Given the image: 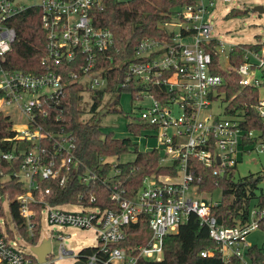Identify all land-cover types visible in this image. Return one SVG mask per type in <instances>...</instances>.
I'll return each instance as SVG.
<instances>
[{
    "label": "built area",
    "instance_id": "obj_1",
    "mask_svg": "<svg viewBox=\"0 0 264 264\" xmlns=\"http://www.w3.org/2000/svg\"><path fill=\"white\" fill-rule=\"evenodd\" d=\"M101 1L31 0L29 4H21L17 0H0V109L10 117L12 114L17 117L20 123H15V127L14 122L12 124L16 137L30 142L19 151L0 154L7 161L20 159L18 168L11 172L24 188L15 196L20 216L17 231L22 234L21 228L31 243L38 216L40 235L31 243L37 245L43 237L51 238L49 230L41 233L42 221L47 222L51 232L53 225L91 229L97 237L94 251L83 254L79 250L74 254L60 244L57 257L71 255L73 264L77 261L135 264L139 258L160 260L165 236L175 232L192 212L207 226L210 238L216 243L214 249L201 250L202 256L217 252L224 260L235 256L242 264H254L247 255L250 244L245 238L264 217V207L253 206L249 211L251 220L248 213L243 223L226 226L211 213L218 200L207 203L194 197L202 176L196 173L190 158L211 168L213 174L223 176L235 169L243 155L254 149L264 150V128L243 127L244 108L229 106L224 91L219 90L224 79L213 72V57L216 56L218 66L236 72L240 86L256 89L257 94L247 105L264 123V96H261L264 42L246 47L241 61L233 65L229 52L234 44L226 50L223 42L210 35L212 25L206 19V12L215 0L185 3L176 17L160 24L166 36L139 40L127 61L122 81L124 86L133 85L132 96L148 97L149 103L140 109L137 121L147 127L143 137H156L153 148L158 150L159 163L173 166L174 173L147 174L134 194L126 196L115 189L114 167L111 168L105 178L113 183L110 198L116 203L114 207L91 204L94 195L88 197L87 204L69 202L85 207L82 211L65 210L62 205L66 203L54 204L47 199L50 187L42 189L41 180H55L62 185L67 173L74 169H80L79 179L84 183L98 179L97 172L83 166L77 156L71 133L43 130L39 117L47 116L52 106L59 103L65 85L61 73L50 69V64L76 60L80 52L79 57L84 59L79 64L81 73L71 71L70 78L89 89L106 86L105 71L109 65H98L107 57L99 53L112 45L113 37L109 30L94 26L89 15L90 7ZM29 6L39 7L45 31V55L41 63L46 64V68L39 73L12 69L5 64L6 54L16 37L11 18ZM222 100L226 102L221 109L223 117L212 110V105ZM164 159L168 162L164 163ZM4 201L7 203L0 195V264H45L51 251L44 262H39L35 254L21 250L31 245L15 239L14 230L4 216ZM138 220L145 221L147 238L144 240L139 231L136 237L127 239L129 225Z\"/></svg>",
    "mask_w": 264,
    "mask_h": 264
},
{
    "label": "trees",
    "instance_id": "obj_2",
    "mask_svg": "<svg viewBox=\"0 0 264 264\" xmlns=\"http://www.w3.org/2000/svg\"><path fill=\"white\" fill-rule=\"evenodd\" d=\"M195 0H102L90 7L89 15L92 24L107 29L113 37L112 45L100 56L99 64L109 65L105 71L107 79L104 88L89 89L88 86L70 78L71 71L78 75L81 73L80 62L84 59L77 52L76 60L60 62L51 65L50 69L61 73L65 82L63 93L59 96L57 105H53L45 117L40 118L43 130L53 132H70L75 143V152L81 159L83 166L95 170L98 179L84 183L79 179L80 169H74L67 173L64 184L58 181L44 179L40 181L41 188L50 187L47 199L54 204L69 202L85 203L90 195L95 196L91 202L100 207H114L116 203L110 198V189L113 184L105 177L114 167L112 179L115 181V189L126 196H132L141 185L145 175L155 173L173 174L174 167L159 163V153L156 148L139 150L129 137L115 136L113 131H105L101 128L100 113L97 108L105 99V112L118 111L117 104L120 95L124 91H133V85H122L127 71V61L133 55L137 42L151 36H166V32L160 24L176 17V13L185 3ZM234 11L232 8L227 14ZM11 24L15 27L16 37L10 50L6 54L5 64L12 69H20L26 72L39 73L45 70L46 64L41 63L45 55V31L41 21V11L37 6H29L21 10L11 18ZM259 41L253 43H237L230 50V62L237 65L241 61V54L248 46H258ZM218 59L213 57V72L220 74L224 82L219 86L223 90L229 106L241 105L245 112L243 127L264 128V123L248 109V103L253 101L257 90L238 84V75L234 70L226 71L218 66ZM89 91V103L83 102L84 92ZM106 98H104V96ZM85 105H88L87 107ZM237 106V107H238ZM89 112L85 119L83 114ZM123 113V112H122ZM124 115H126L124 113ZM12 120L8 114L0 110V154L11 150L19 151L30 143L26 139L16 137V130L12 127ZM127 126L133 134L147 129L141 122L133 124L127 122ZM133 147L134 159L124 162L103 161L107 156H118ZM20 159L7 161L0 157V195L7 200L13 222L17 225L20 219L18 204L15 196L23 192L24 188L11 172L18 168ZM196 173L202 176L198 189L213 190L221 188V197L218 204L212 207L211 213L218 222L226 226L241 224L248 218L250 205L264 207V188L255 195L258 177L250 176L234 179V168L228 175L217 176L211 168L205 167L200 161L190 158ZM87 204V202L85 203ZM258 226L264 229V217ZM147 230L144 220L129 225L127 239L136 237V233ZM23 235L25 232L20 228ZM40 235V218H35L34 236L31 243H35ZM123 244V243H122ZM216 243L210 238L208 228L201 224L198 216L189 213L175 232L169 233L164 238L163 255L160 260L139 258L135 264H242L240 260L231 256L228 260L222 259L217 252L202 256L203 249H214ZM94 251V246L80 249L83 254ZM247 255L254 264H264V245L258 247L250 245Z\"/></svg>",
    "mask_w": 264,
    "mask_h": 264
},
{
    "label": "rangeland",
    "instance_id": "obj_3",
    "mask_svg": "<svg viewBox=\"0 0 264 264\" xmlns=\"http://www.w3.org/2000/svg\"><path fill=\"white\" fill-rule=\"evenodd\" d=\"M17 1L21 4H29L31 2V0ZM197 1L200 2V0ZM203 1L205 3L207 2V0ZM232 8H234V11L227 14ZM206 19L212 25L210 35L223 42L226 50L229 49L230 45L237 43L264 42V0H215L207 7ZM83 94V102L88 101L89 103V94ZM106 96L107 95H105L104 98H106ZM261 96H264V89L261 90ZM105 102L106 100L104 99L97 108V112L100 113V124L103 130H111L114 135L118 137H129L139 150H147L156 145L155 136H150L148 138L145 136L143 137V135H145V129L138 132V134H133L127 126V122H132L133 124L139 123L136 116H138L137 114L140 109L149 103L148 97L143 96L140 99L136 96H132L130 91H124L118 100V111L113 112H105ZM225 103L226 102L222 100V102L217 105L213 104V112L223 117L221 109ZM85 106L87 107L88 105ZM4 113L7 114L6 112ZM124 113L126 115H124ZM89 115L90 113L86 112L83 114V118L86 119ZM10 118L12 122H14L13 127H15V123L16 125L20 123L13 114ZM132 150L133 147L129 146L128 150L121 153L118 158L116 156H107L105 159L114 162L129 161L134 159L135 153ZM163 162L167 163L168 159H164ZM246 176L253 178L258 177L256 188H254L255 195H258L261 189L264 188V150L257 151L254 149L252 152L243 155L239 159L234 169V179ZM194 197L200 198L207 203L213 202L214 200L220 199L221 188L216 187L213 190H198ZM62 208L68 211L85 210V207L77 203H66L62 205ZM251 209L252 206L250 205V210ZM3 210L6 221L14 230L15 239L23 244L31 245L28 237L17 231L16 224L12 220L6 201L3 202ZM251 218L252 214L249 213V220H251ZM49 228L47 222L42 221L41 233L43 230H49L51 235L50 242L52 254L45 264H73L74 258L71 255L62 258L57 257L60 244H63L67 249L73 250L74 254L82 248L97 244L96 234L91 229H84L72 225H64L61 227L53 225V231L51 232ZM59 235H62L63 238H59ZM147 235L148 230L143 233L142 238L145 240ZM245 239L250 245H256L258 247L264 245V229L259 226L251 229ZM21 250L26 254L31 252L28 247H21Z\"/></svg>",
    "mask_w": 264,
    "mask_h": 264
},
{
    "label": "water",
    "instance_id": "obj_4",
    "mask_svg": "<svg viewBox=\"0 0 264 264\" xmlns=\"http://www.w3.org/2000/svg\"><path fill=\"white\" fill-rule=\"evenodd\" d=\"M261 8V7H260ZM258 8V9H260ZM30 251L35 254L39 262H44L47 255L51 251V242L49 237H43L37 245H31L28 247ZM76 264H83L81 261L75 262Z\"/></svg>",
    "mask_w": 264,
    "mask_h": 264
}]
</instances>
